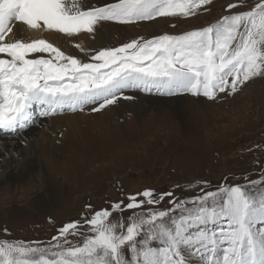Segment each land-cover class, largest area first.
<instances>
[{
  "label": "snow or ice",
  "instance_id": "snow-or-ice-1",
  "mask_svg": "<svg viewBox=\"0 0 264 264\" xmlns=\"http://www.w3.org/2000/svg\"><path fill=\"white\" fill-rule=\"evenodd\" d=\"M212 3L0 0V140L26 144L30 128L134 99L127 90L216 101L264 78V0H229L219 19L178 34L88 50L75 43L86 60L31 35L95 39L106 23L189 18ZM241 180L190 183L193 194L184 197L152 188L129 193L118 183L116 200L85 204L49 241L0 239V264H264V166L257 179Z\"/></svg>",
  "mask_w": 264,
  "mask_h": 264
},
{
  "label": "rangeland",
  "instance_id": "rangeland-1",
  "mask_svg": "<svg viewBox=\"0 0 264 264\" xmlns=\"http://www.w3.org/2000/svg\"><path fill=\"white\" fill-rule=\"evenodd\" d=\"M94 1L97 5L110 2ZM228 2L213 0L208 6L210 11H202L189 18H157L131 25L106 23L104 27H109L110 38L107 39L103 27L95 39H79L88 50L118 46L139 36L150 38L163 33L178 34L219 19L226 14L224 6ZM171 24L176 26L171 27ZM31 35L38 38V33ZM79 39L66 38V47L61 48L86 60L88 57L85 53L74 47L75 43H80ZM125 95L134 99H121L116 105L100 112H91L102 116V111L115 108L110 113L117 118L106 130L99 131L101 144L94 154L91 150L83 155L77 153L79 158L72 161L70 153L61 157L59 153L47 151L51 149L48 146L46 149L40 148L45 143L39 138L41 136L26 137L27 142L23 146L28 147V143H33L36 158L45 159L46 164L39 163L20 181L0 182L3 191H0V239L49 241L59 226L80 217L85 204L91 203L100 208L105 206L106 201L116 200L119 196L118 183L129 193L152 188L157 192L174 191L176 195L184 197L193 194L188 190L190 183L207 180L211 188H215L225 179L229 183H242L241 177L244 175L248 179L258 178L261 166H264V78H254L236 94H221L223 98L216 101L190 95L149 94L139 90H127ZM141 97L146 101L158 102L181 98L200 100L202 102H194L197 108L194 115L200 117L195 123L188 122L183 127L178 120L152 123L150 126L140 123L137 126L133 111L127 110L122 114L118 109L122 104L134 106ZM154 113V110L145 111L142 118L150 119ZM93 122L98 123V119ZM176 184L182 187L173 188ZM55 193L58 198L54 203L40 205L48 195ZM31 203L38 206L34 207ZM166 205L167 201L161 207ZM14 208H19L21 213L4 217V212L9 213ZM5 228L7 235L3 232Z\"/></svg>",
  "mask_w": 264,
  "mask_h": 264
},
{
  "label": "bare ground",
  "instance_id": "bare-ground-1",
  "mask_svg": "<svg viewBox=\"0 0 264 264\" xmlns=\"http://www.w3.org/2000/svg\"><path fill=\"white\" fill-rule=\"evenodd\" d=\"M109 1L113 2V0H109ZM100 5H103V4H100ZM104 30L106 32L107 39L110 38L109 27H104ZM25 35H28V34H25ZM60 35L59 34L38 33V38H46L49 40V42H53L57 46H60L62 48L66 47L65 45L66 38L60 37ZM75 42L76 41H74V43ZM89 45L90 44L87 45V48ZM195 100L181 98L179 100L177 99L174 101L158 102V100L157 101H153V100L146 101V98L141 97L140 99L138 98L134 106L122 104L121 106H119L118 112L124 114V112H128L127 110L133 111L135 114L134 122L136 123L137 126L140 123L145 126H150L152 123L158 124V122H164V121L174 122L175 120H178L179 123L183 127L187 125L188 122H194L200 117V116L194 115L197 113V108L196 106H194V102H202V101L200 100L195 101ZM178 103H182V104H178ZM145 104H147V106ZM113 109L115 108H112L111 110ZM167 109H170L168 113L166 112ZM111 110L107 112L102 111L101 113L104 114L102 116H99L100 113L99 114L96 113L97 115L91 114L90 111L66 113L63 115H57V116H54L48 119L46 122H44L42 127L36 126V127L30 128L29 131H27L25 135L26 137L27 136H31V137L41 136L39 138L45 140V143L42 144L40 148L46 149V146H48L51 149L47 151L59 153L61 157H64L65 155H67V153H70L71 160L73 161L79 158L77 153L80 155H83L84 153H87V150L89 151L91 150L92 153L94 154L97 148H99V145L101 144L100 139L102 138V136H99V131L106 130V128L109 127L110 124L112 125L114 121L117 120L116 116L111 115L110 113ZM148 110H154L156 113H154V116L150 119L142 118L144 115V112ZM185 111L188 114H186ZM120 116L122 118V115ZM94 119H98V123L93 122ZM40 129L42 132H40L38 135V132ZM60 132H63L62 136L59 135ZM18 139L19 138H17L16 140H0V153H2V155H0V182L1 183H3L4 181L9 182V180L20 181L24 178L25 175L27 174L29 175L30 174L29 172L34 170V168L38 166L39 163L46 164L45 159L39 160L38 158H36V155L34 152L35 145L33 143H28L29 146L26 147V146H23L24 144L21 145V143L18 142ZM6 153H7V156L5 157L4 155ZM91 161L92 163H94L93 159ZM79 162H82V159L81 160L79 159ZM0 191L2 190L0 189ZM57 193L48 195L47 200H42L43 202H41L40 205L48 206L49 203H54L58 198ZM33 206L37 207L38 204H33ZM20 213L21 211L19 208H14L9 213L4 212L3 215L4 217L5 215H8L9 217H14Z\"/></svg>",
  "mask_w": 264,
  "mask_h": 264
}]
</instances>
